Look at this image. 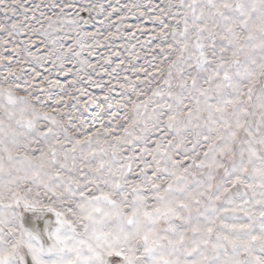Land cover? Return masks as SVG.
I'll list each match as a JSON object with an SVG mask.
<instances>
[{
    "label": "snow or ice",
    "instance_id": "snow-or-ice-1",
    "mask_svg": "<svg viewBox=\"0 0 264 264\" xmlns=\"http://www.w3.org/2000/svg\"><path fill=\"white\" fill-rule=\"evenodd\" d=\"M0 264H264V0H0Z\"/></svg>",
    "mask_w": 264,
    "mask_h": 264
}]
</instances>
